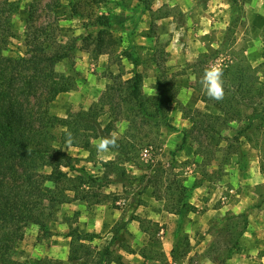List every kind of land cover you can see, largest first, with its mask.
<instances>
[{"label": "rangeland", "instance_id": "rangeland-1", "mask_svg": "<svg viewBox=\"0 0 264 264\" xmlns=\"http://www.w3.org/2000/svg\"><path fill=\"white\" fill-rule=\"evenodd\" d=\"M13 1L19 4L13 19L17 37L10 41L5 54L15 57L26 52V9L31 0ZM230 2H233L232 6ZM49 3L50 0H39L37 25L56 26L57 42L63 46L73 44L70 57L59 61L55 69L59 78L64 79L71 68L70 75L75 83L73 90L59 94L51 103L50 114L65 118L86 110L99 99L106 85L110 84L111 76L121 73L126 79L132 70L143 75L142 99L151 98L157 93L156 81L163 78L162 71L178 90L177 103L169 105V120L177 131L163 129L161 149H143L140 160L151 164L160 162L164 166L167 174L162 190L172 180L183 181L186 185L204 181L188 199L195 211L181 218L165 211L164 201L156 199L153 187H147L138 196L146 186V180L142 182V179L137 182L138 186H121V181L114 178V182L103 188L108 194L103 204L90 207L81 201L49 204L53 215L48 227L52 235L44 237L36 226H28L17 245L15 258L21 262L42 259L46 260L45 264L65 261L70 241L66 234L71 226L81 233L85 228L97 230L100 239L92 245L101 248L111 237L114 216L127 218L134 214L144 221L146 232L136 221L127 226V243L134 253H119L128 264H142L144 260L140 252L146 254V264H163L152 258L153 250L163 252L168 264H264V117L254 120L252 126L238 136V130L246 126V118L251 114V109L245 107L241 110V119L218 126L217 135L212 134L214 137L200 134L204 148L211 152L209 163V152L194 156L195 143L189 138L188 144L177 150L182 132L190 128L181 109L221 115L210 105L202 103L201 94L195 89L197 81L192 67L202 53L208 55L202 69L237 61L244 56L256 70L254 77L264 81V60L261 57L264 0H145L142 11L137 10L141 6L138 0H59L60 7L54 9L47 7ZM119 6L124 10H119ZM97 18L112 25L109 34L117 43L108 46L110 55L97 56L94 52L91 41L98 34ZM258 107L264 108L263 100L258 101ZM108 121L107 114L99 118L101 126ZM116 126L113 133L118 137L126 124L121 122ZM60 131L59 128L54 132L57 138ZM196 135L194 133V137ZM236 135L238 140L233 141ZM98 140H92L94 148ZM229 144L232 145L230 151ZM62 148L79 160L80 167L97 176L103 172L101 162L113 159L110 151L97 153L96 159L89 162L86 151ZM126 168L136 177L145 172L129 165ZM51 188L52 183H45V190ZM140 199V205L136 206ZM228 212L245 213L248 226L239 241L238 251L225 259L222 240L213 233V224ZM87 213L92 216L88 218ZM183 236L188 239L189 252L172 261V247ZM212 244H216V248L212 249Z\"/></svg>", "mask_w": 264, "mask_h": 264}, {"label": "trees", "instance_id": "trees-1", "mask_svg": "<svg viewBox=\"0 0 264 264\" xmlns=\"http://www.w3.org/2000/svg\"><path fill=\"white\" fill-rule=\"evenodd\" d=\"M38 2L31 0L27 4L24 32L26 52L12 57L5 52L10 41L17 37L13 19L19 4L13 0H0V264H45L46 260L42 259L21 262L15 257L17 245L28 226H36L44 237L52 235L48 227L53 215L49 204H68L74 201L85 202L88 207L103 204L108 198L103 188L114 182V178L121 181V186H138L137 182L142 179V182L146 180V186L138 196L147 187H153L156 199L164 201L165 211L181 218L195 211L188 199L204 181L198 180L186 185L183 181L172 180L162 190L164 175L167 174L164 166L160 162L151 164L140 160L139 154L143 149H161L163 129L177 131L169 120V105L177 103L178 90L162 71L163 78L159 77L156 81L157 93L151 98L142 99L143 75L132 70L131 76L126 79L121 73L111 76L110 84L106 85L99 99L86 110L71 113L65 118L50 114V105L56 97L74 89L71 68L64 79L59 78L55 69L59 61L70 57L73 44L63 46L57 42L56 26L37 25ZM138 3L142 5L145 0H138ZM232 3L229 5L232 6ZM47 7H60L59 0H50ZM73 14L80 17L79 14ZM97 19L98 34L91 42L98 56L109 54L108 46L115 45L117 41L109 34L112 25L103 18ZM261 57L264 60V37ZM207 58V53H202L193 64V74L197 81L195 89L201 94V102L210 105L221 115L197 109H181L190 128L182 132L177 150H182L189 138L195 143L194 156L209 152V163L211 152L204 148L199 139L200 134L214 137L212 134L218 132V126L241 119V110L245 107L251 109V114L246 118V126L238 130V136L250 128L254 120L264 117V108L258 107V101H264V81L254 77L256 70L242 56L237 61H228L222 65L225 99L222 102L210 100L199 83ZM105 114L109 116V121L101 126L99 118ZM121 122L126 124V128L118 136L119 147L111 151L112 160L101 162L103 172L99 176L80 167L79 160L69 156L62 148L65 146L67 129L75 137L72 147L86 151L88 161L93 162L97 150L92 140L109 136L116 131L117 123ZM59 128L61 131L57 138L54 132ZM194 133L197 134L195 137ZM237 135L233 141L238 140ZM228 150H232V145L229 144ZM126 165L145 172L138 177L133 176ZM199 167L202 169L201 164ZM202 174L205 175L204 170ZM47 182L52 183L49 190L44 189ZM137 201L136 206L140 205L141 199ZM133 221L138 222L142 231L146 232L144 221L138 216L132 214L125 218L121 215L111 227L108 243L101 248L92 245L100 239L99 234L81 233L71 226L66 234L70 238L67 259L54 261L53 264H128L119 251L134 253L126 239L127 226ZM154 225L158 227L156 223ZM247 226L245 213L228 212L216 219L213 233L222 240L225 259L238 251L239 241ZM212 246V249L216 248V244ZM152 252L153 259L168 264L163 252ZM188 252L189 242L183 236L172 247L170 258L177 261ZM140 256L144 260L142 264H146V254L140 252Z\"/></svg>", "mask_w": 264, "mask_h": 264}, {"label": "clouds", "instance_id": "clouds-1", "mask_svg": "<svg viewBox=\"0 0 264 264\" xmlns=\"http://www.w3.org/2000/svg\"><path fill=\"white\" fill-rule=\"evenodd\" d=\"M199 83L210 100L222 102L225 99L226 88L224 81V68L222 65L213 64L206 68ZM74 140L75 137L72 132L65 129V150L73 146ZM94 146L98 154L109 153L119 147L118 137L116 133H111L109 136L101 137Z\"/></svg>", "mask_w": 264, "mask_h": 264}, {"label": "crops", "instance_id": "crops-1", "mask_svg": "<svg viewBox=\"0 0 264 264\" xmlns=\"http://www.w3.org/2000/svg\"><path fill=\"white\" fill-rule=\"evenodd\" d=\"M142 7H143V6L141 5L140 7H138L137 10H138V11H142V9H143ZM118 9H119V10H121V9L124 10V8L121 7V6H119ZM125 9L128 10V8H125ZM195 190H196V189H195ZM87 214H89V215H88V218L92 216V215H90V213H87ZM118 217H119V216H117V217L114 216V219H113V223H112V224H115V223L117 222V220L119 219ZM129 224H130V223H129ZM86 231L91 232V233H96V234H98V231H97V230H92L91 228H85V232H86ZM92 231H95V232H92ZM80 232H81V231H80ZM85 232H83V233H85Z\"/></svg>", "mask_w": 264, "mask_h": 264}]
</instances>
